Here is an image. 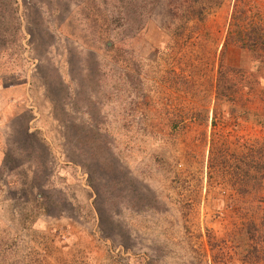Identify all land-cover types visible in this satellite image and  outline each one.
<instances>
[{
  "label": "rangeland",
  "instance_id": "obj_1",
  "mask_svg": "<svg viewBox=\"0 0 264 264\" xmlns=\"http://www.w3.org/2000/svg\"><path fill=\"white\" fill-rule=\"evenodd\" d=\"M230 1L185 39L180 0H0V264H263L264 187L208 168L264 160V90L214 87Z\"/></svg>",
  "mask_w": 264,
  "mask_h": 264
},
{
  "label": "trees",
  "instance_id": "obj_2",
  "mask_svg": "<svg viewBox=\"0 0 264 264\" xmlns=\"http://www.w3.org/2000/svg\"><path fill=\"white\" fill-rule=\"evenodd\" d=\"M180 13L177 20L173 35L182 36L187 39L189 34L186 32L192 28L195 29L196 23L203 22L207 16L214 11L223 0H180ZM230 11L226 23V31L224 35V43H230L244 51H247L249 63L238 67H230L218 62L214 87L218 94L224 92L225 89L234 90L238 82H242V88H258L264 90V18L263 8H260V0H231ZM209 157V173L212 180H218L225 174L222 167L226 168L225 172L229 173L237 184H248L257 182L256 185L264 187V160L259 163L254 157L245 159V165L248 170L239 174L228 169V145L223 142L210 141L208 145ZM211 155L213 157H211ZM257 164L261 170L260 175L256 174ZM250 167V169H249ZM223 168V169H224ZM229 176V174L227 175ZM247 182V183H246ZM251 226L244 231L247 238L254 239L255 242L247 249L246 258H252L254 261H262L264 264V206L260 208L258 224L250 221Z\"/></svg>",
  "mask_w": 264,
  "mask_h": 264
}]
</instances>
